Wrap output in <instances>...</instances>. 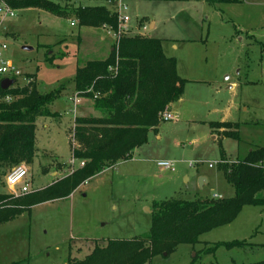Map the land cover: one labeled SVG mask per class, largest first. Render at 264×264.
Segmentation results:
<instances>
[{"label": "rangeland", "instance_id": "1", "mask_svg": "<svg viewBox=\"0 0 264 264\" xmlns=\"http://www.w3.org/2000/svg\"><path fill=\"white\" fill-rule=\"evenodd\" d=\"M122 2L125 7L120 12L129 17L125 34L163 38L164 53L177 60L178 73L189 79L181 112L176 119L160 121L161 138L149 131L147 142L130 158L105 167L68 196L33 204L0 223V264H67L69 257L90 252L95 242L144 234L156 200L211 197L212 193L231 196L233 187L220 165L235 161L248 142L264 143V0ZM69 3L74 7L103 4L116 10L118 0ZM151 22L156 23L154 28ZM113 42L106 27L80 26L70 13L55 15L32 7L13 8L9 15L0 10V57L13 64L14 85L26 84L31 74L41 92L65 88L49 105L63 119L58 120L56 113L35 121L36 155L31 163H24L31 189L54 183L78 167V160L68 163L67 131L78 104L73 77L88 60L103 59ZM224 117L230 120L225 122H239L240 139L225 137L219 145L209 124ZM43 122L50 124L49 129ZM221 146L230 160L220 164ZM161 159L174 160L175 171L161 169L156 164ZM2 169L0 192L21 196L5 184L8 167ZM198 170L209 175L204 186L195 178ZM233 239L251 244L203 251ZM261 244L264 206L247 204L230 223L200 234L197 243H181L173 252L155 255L144 264H190L192 259L195 264H245L264 259Z\"/></svg>", "mask_w": 264, "mask_h": 264}, {"label": "trees", "instance_id": "2", "mask_svg": "<svg viewBox=\"0 0 264 264\" xmlns=\"http://www.w3.org/2000/svg\"><path fill=\"white\" fill-rule=\"evenodd\" d=\"M170 1V0H166ZM186 1V0H171ZM223 3L234 0H202ZM11 8L35 7L55 15L74 16L80 26L117 28V12L106 5L67 6L69 0H6ZM67 3V5H66ZM163 38L148 34H123L118 46L103 59L88 60L76 68L73 84L78 97L90 98L99 116H75L71 157L83 161L71 173L47 186L12 196L0 192V223L9 221L31 205L68 196L78 185L120 160L131 157L135 148L147 142L150 130L160 123L159 114L179 99L187 79L176 70V59L162 49ZM15 80V74L11 72ZM28 74L26 84L0 86V175L19 163L29 164L35 153V121L52 117L49 105L62 86L41 92ZM4 78V77H3ZM1 81V79H0ZM226 137L239 140V122L215 121ZM232 126V130L228 127ZM222 160L225 163L222 147ZM225 180L233 187L231 196L169 198L154 201L148 230L131 238L95 242L81 258L69 257L67 264H144L151 257L173 252L181 243L195 244L200 234L233 221L247 204L264 206V147L245 157L220 165ZM7 170V171H8ZM242 239L220 241L206 246L245 247ZM264 246V244H261ZM12 262L10 264H16ZM190 264H195L192 259ZM245 264H264V259Z\"/></svg>", "mask_w": 264, "mask_h": 264}, {"label": "built area", "instance_id": "3", "mask_svg": "<svg viewBox=\"0 0 264 264\" xmlns=\"http://www.w3.org/2000/svg\"><path fill=\"white\" fill-rule=\"evenodd\" d=\"M115 1V0H110ZM120 7H125L122 0H118L117 4V28L112 29L110 27H106L107 31L112 34L114 38V44L118 46L119 38L121 35L125 34L128 29L127 22L129 21V17L120 12ZM0 10L5 12V14L13 15V8L9 6L6 0H0ZM2 48H5V44H2ZM14 69L13 64L9 60H5L0 57V79L4 73H10ZM175 114L167 107H165L159 114V118L161 121L175 119ZM69 163H74L75 159L70 157L68 160ZM156 164L163 170L174 171L175 164L174 160L161 159L157 160ZM83 165V161H78V166ZM212 166L211 163L208 164ZM5 184L12 188L13 190H17L20 194L27 193L31 191L29 178H28V168L24 163H19L17 165L12 166L4 175Z\"/></svg>", "mask_w": 264, "mask_h": 264}, {"label": "crops", "instance_id": "4", "mask_svg": "<svg viewBox=\"0 0 264 264\" xmlns=\"http://www.w3.org/2000/svg\"><path fill=\"white\" fill-rule=\"evenodd\" d=\"M202 1V0H201ZM27 8H32V7H27ZM19 9H22V8H19ZM42 10V9H41ZM155 24L156 23H154V22H151L150 23V26H151V28H154L155 27ZM237 36V38L239 39V37H241V38H243V36H240L239 34H237L236 35ZM112 49V43L110 44V48H109V51H108V54H109V52H110V50ZM164 52V51H163ZM108 54L106 55V56H108ZM166 55V54H165ZM105 56V57H106ZM168 56V55H167ZM104 57V58H105ZM176 70H177V73H178V64H177V60H176ZM18 71H16V73H17ZM179 74V73H178ZM180 75V74H179ZM181 76V75H180ZM181 77H183V76H181ZM183 78H185V77H183ZM185 79H187V78H185ZM189 79H187V81H188ZM187 83V82H186ZM74 85V84H73ZM232 85H234V83H232V84H230L228 87H231ZM185 86H186V84H185ZM64 88V87H63ZM73 88H74V86H73ZM65 89V88H64ZM64 89H62V90H64ZM184 90H185V87H184ZM62 92V91H61ZM74 98H76V100H77V103L78 104H76V107H75V110H74V117L77 115V116H99L100 115V112L98 111V110H96L94 107H93V101L90 99V98H85V97H78L77 95H76V91H75V89H74ZM183 93H184V91H183ZM183 95V94H182ZM182 97V96H181ZM181 97L179 98V99H177L176 101H173L172 103H170L169 105H167V107L175 114V119L177 118V113H179L180 114V112H181ZM55 112V111H54ZM57 113V116H55L56 118L58 117L59 119L58 120H62L63 119V116L60 114V113H58V112H56ZM49 117V116H48ZM74 117H73V119H71V120H69V121H71V124H70V126H69V129H68V131L67 132H69V134H70V157H71V140L73 141V126H74ZM219 121H230V120H228L226 117H224L223 119H221V120H219ZM238 122V121H237ZM70 123V122H69ZM159 126V125H158ZM158 126L156 127V129L155 130H150V131H153L154 133H155V135H156V137L157 138H161V135L159 134V131H158ZM210 126V125H209ZM43 127L45 128V129H49V127H50V124L49 123H47V122H43ZM210 128H211V130H212V132H211V137H212V139L213 140H218V143H219V145H221L222 143H221V140L223 139V138H225L226 136H224L223 134H222V131H223V128H213V127H211L210 126ZM239 128V127H238ZM35 136H36V134H35ZM229 138V137H228ZM35 142H36V139H35ZM73 143V142H72ZM248 145H247V148H246V150L244 151V153L241 155V156H237V159L236 160H238V159H241V158H243V157H245L246 156V154L249 152V151H251L253 148H256V147H260V146H262V147H264V143H262V145H256V144H254V143H250V142H248L247 143ZM35 146H36V143H35ZM222 147V146H221ZM136 149V148H135ZM134 149V150H135ZM134 150H133V152H134ZM222 150H223V154H224V161H229L230 159H229V157H227L226 155H225V152H224V149L222 148ZM35 151H36V147H35ZM133 152H132V154H133ZM36 155V153H34V156ZM132 156V155H131ZM220 157H221V153H220ZM33 160V159H32ZM220 160H222V157H221V159ZM121 161V160H120ZM32 162V161H31ZM30 162V163H31ZM119 162V161H118ZM118 162H116V163H118ZM69 163V162H68ZM115 163V164H116ZM115 164H113V165H115ZM113 165H111V166H113ZM209 166V165H208ZM110 167V166H109ZM209 167H212V166H209ZM175 171V170H174ZM174 171H171V172H174ZM54 173H55V171H53ZM200 176H203L204 177V180H203V184L201 185V186H204L206 183H208L209 182V175L205 172V171H203V170H198L197 172H196V176H195V178L197 179V178H199ZM186 179H189V176H186ZM42 188V187H41ZM233 192H234V190H233ZM222 195L220 194V193H212L211 194V197H221Z\"/></svg>", "mask_w": 264, "mask_h": 264}, {"label": "water", "instance_id": "5", "mask_svg": "<svg viewBox=\"0 0 264 264\" xmlns=\"http://www.w3.org/2000/svg\"><path fill=\"white\" fill-rule=\"evenodd\" d=\"M13 81H14L13 78L5 77V78L1 79L0 86L2 89H5V88L9 87L13 83ZM203 180H204V177L200 176L198 179V183L200 186L203 184Z\"/></svg>", "mask_w": 264, "mask_h": 264}, {"label": "bare ground", "instance_id": "6", "mask_svg": "<svg viewBox=\"0 0 264 264\" xmlns=\"http://www.w3.org/2000/svg\"><path fill=\"white\" fill-rule=\"evenodd\" d=\"M4 78H5V77H4ZM1 79H3V77H2Z\"/></svg>", "mask_w": 264, "mask_h": 264}]
</instances>
